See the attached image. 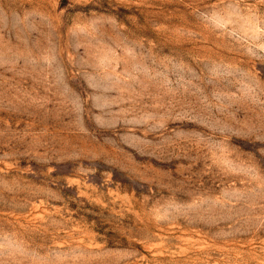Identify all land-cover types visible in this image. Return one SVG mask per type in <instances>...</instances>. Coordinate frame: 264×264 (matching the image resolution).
Masks as SVG:
<instances>
[{
    "label": "rangeland",
    "instance_id": "1",
    "mask_svg": "<svg viewBox=\"0 0 264 264\" xmlns=\"http://www.w3.org/2000/svg\"><path fill=\"white\" fill-rule=\"evenodd\" d=\"M0 264H264V0H0Z\"/></svg>",
    "mask_w": 264,
    "mask_h": 264
}]
</instances>
